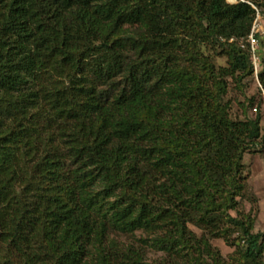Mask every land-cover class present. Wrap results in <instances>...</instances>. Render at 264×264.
<instances>
[{"label": "trees", "instance_id": "16d2710c", "mask_svg": "<svg viewBox=\"0 0 264 264\" xmlns=\"http://www.w3.org/2000/svg\"><path fill=\"white\" fill-rule=\"evenodd\" d=\"M254 7L0 0V264H149L148 247L154 264H225L212 239L264 264L238 209L255 199L243 156L264 147L261 116L223 99L252 74ZM257 78L264 91V59Z\"/></svg>", "mask_w": 264, "mask_h": 264}, {"label": "rangeland", "instance_id": "374dc122", "mask_svg": "<svg viewBox=\"0 0 264 264\" xmlns=\"http://www.w3.org/2000/svg\"><path fill=\"white\" fill-rule=\"evenodd\" d=\"M229 3L235 2L236 0H226ZM260 25L259 33L257 37V60L259 64L258 71L262 67V60L264 59V15H261L258 20ZM232 40V39H231ZM229 40V41H231ZM201 51L204 55L211 57V60L216 66H226L227 59L225 56H219L217 53L219 50L214 51L210 45L202 44ZM253 68V67H252ZM262 92L258 86V79L255 77L252 69V74L242 78L241 82L236 84L235 81L229 80L228 89L224 100L229 103V113L234 119H245L248 117H254L257 113L260 114V129L261 134H264V107L262 104ZM250 100L252 102L249 104ZM255 108V109H254ZM243 163L246 166L247 173V183L245 193L249 197H255L252 201L241 200L238 205V209L243 213H248L250 217L254 220L252 232H264V147H258L255 150H251L245 153L243 156ZM190 228L200 234V230L190 226ZM136 237H116V240L122 243L126 240L138 245V238L143 235L139 233L135 234ZM116 236V235H113ZM236 233L230 236V239H234ZM211 243L213 246L217 247L220 254L225 260V264H242L239 261V255L235 251L234 246H229L222 239H212ZM162 252L154 250L148 247L144 252V261L149 264H154L158 262L161 257ZM264 262V255H263Z\"/></svg>", "mask_w": 264, "mask_h": 264}, {"label": "built area", "instance_id": "2783aa9c", "mask_svg": "<svg viewBox=\"0 0 264 264\" xmlns=\"http://www.w3.org/2000/svg\"><path fill=\"white\" fill-rule=\"evenodd\" d=\"M254 9H255V17L252 21L250 32L245 39L239 41V47L242 49L248 50V52L250 54V60L252 62V66H253V73H254L255 77L257 78L259 64H258V60H257V54H256L257 48H256V46H257V41H258L257 37H258V33H259V28H260L258 20L261 17V13L255 7H254ZM258 86L262 92V96H263L262 97V99H263L262 104L264 107V91H263L259 82H258ZM263 118H264V115H263Z\"/></svg>", "mask_w": 264, "mask_h": 264}]
</instances>
